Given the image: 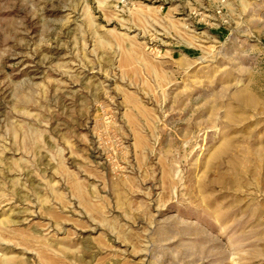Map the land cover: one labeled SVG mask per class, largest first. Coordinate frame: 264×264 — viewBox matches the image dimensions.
Segmentation results:
<instances>
[{
  "label": "rangeland",
  "instance_id": "1",
  "mask_svg": "<svg viewBox=\"0 0 264 264\" xmlns=\"http://www.w3.org/2000/svg\"><path fill=\"white\" fill-rule=\"evenodd\" d=\"M0 264H264V0H0Z\"/></svg>",
  "mask_w": 264,
  "mask_h": 264
}]
</instances>
